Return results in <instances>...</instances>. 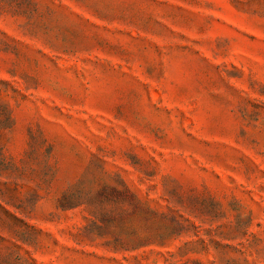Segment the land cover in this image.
<instances>
[{"label":"rangeland","instance_id":"obj_1","mask_svg":"<svg viewBox=\"0 0 264 264\" xmlns=\"http://www.w3.org/2000/svg\"><path fill=\"white\" fill-rule=\"evenodd\" d=\"M0 264H264V0H0Z\"/></svg>","mask_w":264,"mask_h":264}]
</instances>
